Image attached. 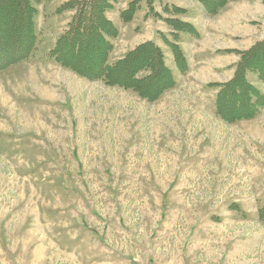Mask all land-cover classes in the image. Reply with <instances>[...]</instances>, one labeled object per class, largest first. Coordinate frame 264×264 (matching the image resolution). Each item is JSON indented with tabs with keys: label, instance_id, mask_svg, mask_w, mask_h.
Wrapping results in <instances>:
<instances>
[{
	"label": "rangeland",
	"instance_id": "374dc122",
	"mask_svg": "<svg viewBox=\"0 0 264 264\" xmlns=\"http://www.w3.org/2000/svg\"><path fill=\"white\" fill-rule=\"evenodd\" d=\"M129 1L118 0L109 20ZM140 1L141 18L161 23L120 36L128 23L116 22L110 64L166 24L155 14L173 17L163 12L172 0H154L155 14ZM38 10L35 53L0 74V264H264V186L253 171L264 161L246 151L264 143L253 138L252 124L242 134L214 121L210 89L219 88L211 85L224 83L196 88L191 70L173 69L175 89L149 103L80 78L49 56L74 12ZM195 19L220 36L186 34L183 52L192 65L264 39L260 0ZM157 41L170 66L160 32Z\"/></svg>",
	"mask_w": 264,
	"mask_h": 264
},
{
	"label": "trees",
	"instance_id": "16d2710c",
	"mask_svg": "<svg viewBox=\"0 0 264 264\" xmlns=\"http://www.w3.org/2000/svg\"><path fill=\"white\" fill-rule=\"evenodd\" d=\"M51 0H0V74L12 66L32 57L38 44L37 6ZM200 4L207 16L215 17L231 3L242 0H193ZM264 3V0H260ZM140 0L127 5L120 13L125 23L132 22L139 10ZM151 13L154 0H147ZM117 0H69L57 13L74 12L67 30L59 35L50 58L76 76L101 81L108 87L128 90L149 103L159 101L167 92L175 89L176 79L166 63L163 50L154 42H146L127 53L113 64L109 58L114 50L112 40L119 36L116 26L107 14L114 9ZM163 12L173 17L157 18L171 28L172 40L162 35L172 53L176 69L181 75L188 72V59L179 42V33L198 37L195 28L176 16L186 15V10L165 6ZM239 54V53H238ZM235 74L229 82L218 87L215 108L217 115L228 124L254 120L264 110V39L251 49L241 52ZM255 78L262 88L249 79ZM264 223V206L258 210Z\"/></svg>",
	"mask_w": 264,
	"mask_h": 264
},
{
	"label": "crops",
	"instance_id": "0c3cea01",
	"mask_svg": "<svg viewBox=\"0 0 264 264\" xmlns=\"http://www.w3.org/2000/svg\"><path fill=\"white\" fill-rule=\"evenodd\" d=\"M55 1L56 0L44 1L42 4H40L39 6H37V10L39 8H41V9L42 8H54V9L55 8H59L64 3H66V2L68 3L69 0H60L59 3H57V4L54 5V2ZM188 1H190L192 3L195 2L193 0H188ZM128 3H130V1ZM128 3L124 6V8L116 9L117 10V12H116V15H117L116 16V19H114V21L111 20L115 24V26H117L116 25V22L121 21L120 20V13L122 11H125L127 9L126 6L128 5ZM195 3L198 5L197 2H195ZM167 4H169V2ZM170 4L171 5H174V6H177V7L181 8V9L186 10V12H187L186 16L185 15L184 16H176L175 18L180 19L183 22H187V23L191 24L195 28V30L198 32L199 38L202 37V36H204V35H207V34H209V36H206L205 38L208 37V38H212L213 39V37L218 38L220 36L219 34H215L214 32L213 33H209L208 30H207L208 27H205V25L202 24V21H199V20H196L195 19L198 14H203L204 17L207 15L206 12H205V10H204V8H188V7H185L182 4V2H178V0H172V2ZM115 6H116V4H115ZM115 6H114V8H116ZM225 10H226V8H225ZM112 11H110V12H112ZM142 11H145V8H141L136 13L134 20L132 19L133 21L131 22V25L128 23V24H126L125 26H123L120 29V32H119L120 33V36L123 34L122 32H124L126 30H129V33H131L133 31L134 27L140 25L141 23L144 24L146 28H151V29L154 28L155 23L156 24H160L161 23V21H151V20H149V18H147L146 20H144L143 18H141V12ZM38 12H39V10H38ZM110 12L107 14L108 17H109ZM195 13H196V15H195ZM192 16H194V18ZM167 17L168 16H164V18H167ZM237 29L239 30L238 27H237ZM159 32L163 36H165L169 40H171L170 39V35L172 34L173 31H171V28L167 24H164L163 23V27H161L160 29L158 27V29H156V31H153L152 32V36L150 38H148L146 41L144 40V42H147V43L150 42V41L155 42L156 45H158L163 50V48H162L163 46L160 45V42L157 41V35H158ZM178 35H179V38L180 39H179V42L177 44H179V46L182 48V50H184V44H182V43L187 38L186 37V34L179 33ZM222 37L223 36H221V38ZM246 41H248L249 44L252 45V44H256L258 41H261V39H258L257 37H253V38H250L249 40H246ZM231 44H233V42ZM230 48H227V50L222 49L223 51H226V52L229 51V50L231 51V52L229 51L228 53H226L225 54L226 55L225 57H220L219 58L216 55H212V56H214V58H212L210 60H207V61L201 62V65L199 64L200 63L199 61H196V63H193V65L190 62H188V65H189V68L188 69L191 70L190 71V74L192 75L191 77L194 80L192 82H194V86L196 88H200V86H201V88L203 89V88H205V86L207 84L214 83V82H217V83H226L230 79L233 78L234 73H235L234 66H236V64L240 61V56L236 52H240L242 49H240L239 47H235V46H231ZM163 52H164V54H166V52L164 50H163ZM170 53H171V51H170ZM173 61H174V59H173ZM169 68H170V70H172L174 76L176 77V74L174 73L175 71L173 70V69H176L177 68L176 65H175V63L172 62V64L169 66ZM208 77L209 78L210 77L216 78V80H213V81H210V82L203 81L204 79H207ZM222 78L225 79V80L222 81ZM261 87L262 86L260 84V87L259 88H261ZM212 90L213 89H210V91H211V94L210 95L213 96L212 97V99H213V98H215V95H216L217 92L215 90L214 91H212ZM210 103H211V107L210 108L212 109L213 113L215 114V120L214 121H216L218 124L224 126L227 131L228 130L229 131L230 130L231 131L232 130L233 131H235V130L238 131L239 130L240 132L242 131L241 133L243 134V133L246 132L245 125L246 124H252V125H250L249 128H252V129L254 128L256 130V131L254 130L253 131L254 133H252L253 138H258V139H261L262 138L261 141L264 143V130L262 131L263 134L261 132H259V129H260L259 128V125L264 123V110L260 113V115L258 117L254 118V120H252V121H249V122L248 121H243V122H240V123H236L234 125H229V124H226L225 122L221 121L220 118L216 116V110L214 108L215 107L214 100L210 101ZM203 106H204V102L199 104L198 108L200 109V111H203L204 110ZM202 114L205 115V113H202ZM205 117L210 118L207 115H205ZM246 134H249V133L246 132ZM251 149L252 150L250 151V149L247 148L246 151H248L249 153L252 152V155H256L255 157L258 158V159H260L261 162H263L264 161V146L263 147H257L256 146V148L253 147ZM241 151H243V150H240V152ZM245 156H248V155H245ZM244 158H247V157H244ZM253 162H255V161H253ZM253 171L260 173L261 180H259V183L260 184H263V186H264V164L263 165L260 164L258 167L255 166V168H254ZM255 199L256 198L252 197L253 202H255Z\"/></svg>",
	"mask_w": 264,
	"mask_h": 264
}]
</instances>
